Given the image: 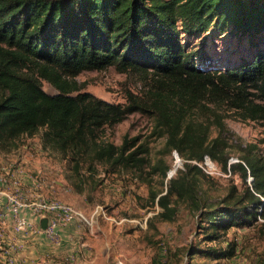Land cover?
I'll return each instance as SVG.
<instances>
[{"label":"trees","instance_id":"obj_1","mask_svg":"<svg viewBox=\"0 0 264 264\" xmlns=\"http://www.w3.org/2000/svg\"><path fill=\"white\" fill-rule=\"evenodd\" d=\"M205 34H230L243 49L239 60L217 66L185 42ZM110 67L151 76L145 98L130 94L127 103H113L81 93L69 79ZM43 81L57 93L48 94ZM138 112L152 119L149 138L185 159L176 175L168 178L163 158L152 161L149 138L125 136L120 145L100 138L106 126ZM236 113L264 120V0H0V151L17 149L44 126V146L68 157L75 176L91 155L139 178L150 168L166 185L156 189L144 179L158 216L172 221L184 206L198 215L202 241L220 242L234 227L264 221V158L229 163L225 120ZM206 158L240 172L245 187L232 184L215 201L203 188ZM189 252L231 258L236 247Z\"/></svg>","mask_w":264,"mask_h":264},{"label":"rangeland","instance_id":"obj_2","mask_svg":"<svg viewBox=\"0 0 264 264\" xmlns=\"http://www.w3.org/2000/svg\"><path fill=\"white\" fill-rule=\"evenodd\" d=\"M185 42L189 48H202L217 66L238 61L240 50L243 51L239 50L238 42L230 34H205L202 38L186 36ZM69 79L77 83L81 93L123 104L128 102L130 94L144 99L152 84L151 76L133 71L124 73L115 67L87 70ZM42 83L48 94L57 93L47 81ZM225 123L229 163L237 164L243 161V156L264 158V120H243L236 113L226 118ZM152 125V119L147 115L133 113L113 128L106 126L99 136L120 145L125 136L140 135L148 139ZM44 131L45 127L41 126L36 135L21 138L17 149L0 151V178L8 184L15 181L20 184L18 180L8 178L10 175L5 174V167L9 171L16 169L39 176L54 185L58 183L57 189L48 188L45 197L74 206L88 221H77L80 243L71 244L66 249L75 250L76 254L66 256L64 251L50 254L45 258L46 263L39 261L37 264H264V221L258 219L234 227L220 242L205 243L200 236V221L195 212L181 206L172 221L158 216L161 209L148 200L149 186L144 179H151L156 189H165L161 173L150 175V168H146L143 178H139L128 170L114 172L104 162L91 161V155L84 162L82 176H75L68 157L65 159L61 152L44 146ZM149 139L152 161L163 158L170 166L168 178L184 168L185 159L175 151L166 152L164 140ZM210 161L214 167L202 165L209 176L203 188L215 201L224 196L232 184L241 190L245 187L240 172H226L219 163ZM246 181L250 185L252 175L249 174ZM77 185H81L83 190L79 191ZM6 190L17 192L11 186ZM57 239L50 240L55 242ZM228 243L236 247V254L231 258L206 259L200 255L190 258L189 251L194 247L212 245L226 249Z\"/></svg>","mask_w":264,"mask_h":264},{"label":"crops","instance_id":"obj_3","mask_svg":"<svg viewBox=\"0 0 264 264\" xmlns=\"http://www.w3.org/2000/svg\"><path fill=\"white\" fill-rule=\"evenodd\" d=\"M23 161L29 162L28 160ZM32 164L36 166V162ZM34 165H32V168ZM3 169L5 170V174L10 175L8 178L18 180L20 186H15L13 182L8 184V182L0 178V188L5 189L11 186L15 191L25 192L26 195L31 197H35L38 194L46 195L48 188L35 189L34 185L24 177V173L16 171V169L12 171L7 170L5 167ZM18 169L19 168H17V170ZM54 187L57 189L58 183H56ZM24 214H26L33 223L38 224V222H41L32 213L31 209H25ZM39 226H41V224ZM76 229L77 221L60 227L58 229V239L55 242L51 241L42 230L30 235L17 232L14 229V222L10 213L8 201L6 197L0 196V261L5 264H7L9 259L15 260L18 264L23 262L37 264L39 261L46 263L45 258L49 257L50 254L55 255L63 251L64 253L66 252V256L76 254L75 250H66L71 244L80 243ZM21 245L23 247L19 249Z\"/></svg>","mask_w":264,"mask_h":264},{"label":"built area","instance_id":"obj_4","mask_svg":"<svg viewBox=\"0 0 264 264\" xmlns=\"http://www.w3.org/2000/svg\"><path fill=\"white\" fill-rule=\"evenodd\" d=\"M176 152V151H175ZM177 153V152H176ZM206 164L210 167L211 163L209 158H206ZM24 173V177L30 181L35 189H43L45 187H54L53 183H48L39 176H34L28 172L21 171ZM18 186L19 183H14ZM0 196L6 197L10 209V213L14 222V229L17 232L24 234H34L41 231L40 222L33 223L26 214H24L25 209H31L32 213L41 221L43 217L48 218V228L44 232L52 240L58 237V229L60 227L66 226L74 221L87 220L82 212L76 209L74 206L64 203L56 199H48L44 194H38L35 197L28 195H23L22 191H17L16 193L7 191L6 188H0ZM263 221V219L260 218ZM43 231V230H42ZM23 246H19L21 249ZM7 264H18L15 260L9 259ZM21 264H28L23 262Z\"/></svg>","mask_w":264,"mask_h":264},{"label":"water","instance_id":"obj_5","mask_svg":"<svg viewBox=\"0 0 264 264\" xmlns=\"http://www.w3.org/2000/svg\"><path fill=\"white\" fill-rule=\"evenodd\" d=\"M177 154H178V153H177ZM209 161H210V159H209ZM210 163H211V166L214 167V164H213L211 161H210ZM40 224H41V229H42L43 231L47 230V228H48V218H47V217H43V218L41 219Z\"/></svg>","mask_w":264,"mask_h":264}]
</instances>
